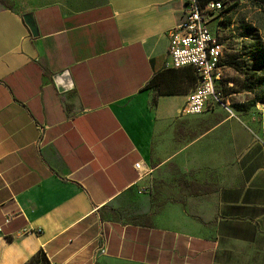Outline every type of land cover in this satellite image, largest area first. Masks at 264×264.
I'll list each match as a JSON object with an SVG mask.
<instances>
[{
    "label": "crops",
    "instance_id": "1",
    "mask_svg": "<svg viewBox=\"0 0 264 264\" xmlns=\"http://www.w3.org/2000/svg\"><path fill=\"white\" fill-rule=\"evenodd\" d=\"M186 1L0 4V264L38 253L49 264H264L262 149L249 146L239 119L213 112L217 104L182 115L193 88L182 69L165 71L167 32ZM61 71L71 81L62 93L53 81ZM160 73L177 92L145 88ZM169 128L185 197H213L207 219L173 209L169 225L122 219L109 206L142 182L154 139ZM240 152L237 184L205 183Z\"/></svg>",
    "mask_w": 264,
    "mask_h": 264
},
{
    "label": "rangeland",
    "instance_id": "2",
    "mask_svg": "<svg viewBox=\"0 0 264 264\" xmlns=\"http://www.w3.org/2000/svg\"><path fill=\"white\" fill-rule=\"evenodd\" d=\"M79 1L0 0V4L21 11L56 2ZM220 1L224 8L211 28V32L222 46V58L219 63L221 76L215 83L220 104L215 105L212 110L220 111L224 116H234L242 122L241 126L248 133L249 146L262 149L264 164V6L255 0ZM228 7L230 10L225 12ZM231 59L238 62V70L229 64ZM152 92L156 95V89ZM210 108L208 106L201 114L213 113ZM240 144L243 146V142ZM224 148L228 149V146ZM242 155V152L230 153L232 168L207 171L209 176L205 183L216 181L223 187L237 184L242 171L235 163L241 161ZM152 164L154 166L150 165L142 182L118 196L109 206V210L117 212L124 220L136 217L141 222L151 223L154 218L160 217V224L166 225L171 223V209L177 215H186L196 220L207 219L213 197H185V176L171 168V128L161 131L154 139ZM25 264L49 262L37 254Z\"/></svg>",
    "mask_w": 264,
    "mask_h": 264
},
{
    "label": "built area",
    "instance_id": "3",
    "mask_svg": "<svg viewBox=\"0 0 264 264\" xmlns=\"http://www.w3.org/2000/svg\"><path fill=\"white\" fill-rule=\"evenodd\" d=\"M222 8L219 1H208L201 6L197 0H187L182 20L167 32L165 66L169 69L190 67L196 76V86L181 110L182 115H199L208 103L220 104L215 83L221 76L222 46L211 32L210 22ZM134 168L140 171V163ZM8 222L6 218L5 223Z\"/></svg>",
    "mask_w": 264,
    "mask_h": 264
},
{
    "label": "trees",
    "instance_id": "4",
    "mask_svg": "<svg viewBox=\"0 0 264 264\" xmlns=\"http://www.w3.org/2000/svg\"><path fill=\"white\" fill-rule=\"evenodd\" d=\"M208 1H219V2H221L220 0H197L199 5H201V6L204 5ZM255 1L258 2L259 5L264 6V0H255ZM222 5H223V3H222ZM223 8H222V11H223ZM229 10H230V7L226 8L225 12H228ZM222 11H221V13H222ZM214 21L216 22L217 19L215 18V19L211 20V23H210L211 27L213 26L212 24H213ZM229 64L233 68L238 70V68H239L238 67V62H236L233 59H231ZM181 69L183 71L184 77L186 78V82H189L191 84V87H193V85L196 84V76L194 74L193 69L190 68V67H185V68H181ZM175 70H179V69H166L165 71L172 73ZM162 75H163V73L153 75L151 77V79L149 80V82L147 83L145 88L146 89H151V90H155L156 89V95L157 96L158 95H171V94H174V91L177 92V90H175L176 87H171L170 88L167 85H165V83L162 82L163 81ZM38 254H40V255H42L44 257L43 254H41V253H38Z\"/></svg>",
    "mask_w": 264,
    "mask_h": 264
},
{
    "label": "water",
    "instance_id": "5",
    "mask_svg": "<svg viewBox=\"0 0 264 264\" xmlns=\"http://www.w3.org/2000/svg\"><path fill=\"white\" fill-rule=\"evenodd\" d=\"M23 23L30 32V35L37 37V28L32 13H26L22 16ZM53 81L59 92H65L71 88V81L66 71H61L53 76Z\"/></svg>",
    "mask_w": 264,
    "mask_h": 264
}]
</instances>
